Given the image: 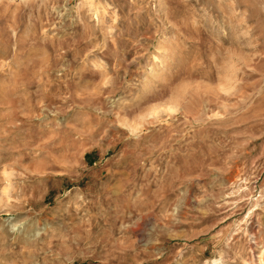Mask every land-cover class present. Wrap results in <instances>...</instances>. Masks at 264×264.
Segmentation results:
<instances>
[{"label": "rangeland", "instance_id": "obj_1", "mask_svg": "<svg viewBox=\"0 0 264 264\" xmlns=\"http://www.w3.org/2000/svg\"><path fill=\"white\" fill-rule=\"evenodd\" d=\"M0 264H264V0H0Z\"/></svg>", "mask_w": 264, "mask_h": 264}]
</instances>
